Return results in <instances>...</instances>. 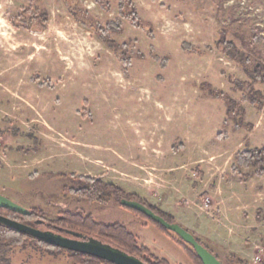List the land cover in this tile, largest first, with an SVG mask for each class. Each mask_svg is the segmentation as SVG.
Masks as SVG:
<instances>
[{
    "label": "rangeland",
    "instance_id": "obj_1",
    "mask_svg": "<svg viewBox=\"0 0 264 264\" xmlns=\"http://www.w3.org/2000/svg\"><path fill=\"white\" fill-rule=\"evenodd\" d=\"M131 1L139 26L120 14L118 0H107V8L104 0L69 1L103 27L119 19L121 32L109 36L129 44L124 68L94 30L75 20L66 0H0V193L26 208L40 207L47 220L68 210L123 223L121 209L128 208L114 199L89 201L64 187L85 186L82 177L120 187L116 183L135 180L124 172L138 169V183L166 185L169 179L175 193L184 189L176 175L183 170L191 177L201 167L195 171L200 184L224 176V226H211L224 245L194 232L225 264L227 251L264 263V176L232 171L238 151L264 146V81L254 82L216 45L231 41L264 66V0ZM30 8L48 11L47 29L12 24ZM183 43L200 51H186ZM151 48L168 59L165 68ZM236 80L252 88H238ZM209 87L243 112L229 117ZM146 153L149 159L141 161ZM130 228L154 255L164 258L149 243L169 252L173 264L181 255V264H195L173 237L159 239L136 223ZM68 254L28 245L15 247L9 258L12 264H74Z\"/></svg>",
    "mask_w": 264,
    "mask_h": 264
},
{
    "label": "trees",
    "instance_id": "obj_2",
    "mask_svg": "<svg viewBox=\"0 0 264 264\" xmlns=\"http://www.w3.org/2000/svg\"><path fill=\"white\" fill-rule=\"evenodd\" d=\"M69 1L70 0H66L68 6L70 7L71 14L75 18V20L78 23L88 26L90 29L94 30L99 39L103 41L104 44L116 56L120 57L124 68H127L130 65V51L128 50L129 44H120L115 39L109 36L110 32H121L119 19L109 21L106 26L103 27L98 22V19L94 17L89 11L80 8L78 4H71L69 3ZM118 3L120 14L129 19L135 26H139V17L136 14L137 12H135L134 10L135 6L133 2L131 0H118ZM105 6H107V0H104V5L102 7L107 8ZM11 21L12 24L17 28L33 30L36 29L37 26H39V29L43 31L47 29L46 27L49 22V13L47 10L40 8L23 9ZM216 45L228 58L240 62L245 67L246 72L250 77H252L254 82L264 81V66L261 63L253 61L252 57L241 51L233 42L228 41L224 38L217 41ZM182 47L186 51H200L199 48L194 47L188 43H183ZM151 51L152 53H154V48H151ZM154 55L155 58L161 62V67L165 68L167 66L168 59H161L155 53ZM235 84L236 87L245 88V90H250L252 88V85H250L248 88L246 86V83L242 81L236 80ZM39 85L45 86L49 84L39 83ZM208 91L212 96L216 98H222L224 100L227 106V113L229 114V117H233L241 111L243 112L240 103L230 99L221 92L218 93L217 91H214L211 87L208 88ZM252 102L259 104L257 99H252ZM239 118L240 120L237 122V124L239 125L237 126H241L242 124L241 116H239ZM242 169H252V174L264 176V146L241 150L235 154L232 171L233 173L242 176ZM80 182H83L85 186H81L79 188H76L75 186H65L64 188L66 191H73V193L80 195L89 201H94L95 199L100 201H102L103 199H114L119 205L130 209L137 215L154 224L163 233L169 235L170 237H173L175 241L183 247L184 251L195 262V264H203L201 258L192 245L185 242L177 234L175 236L172 235V233L174 232L170 231L159 222L151 219L144 213L123 205L121 203V200L125 198L129 200L139 201L151 208L155 213L164 217L168 222H178L174 216L161 209L158 205L152 204L146 199L139 197L135 193L128 192L125 189L118 187L112 183L105 182L100 178L90 179L88 177H82L80 178ZM28 209L30 211L29 214H22L8 208L0 207V214L19 222L40 227L64 236H67L66 232L64 231L65 229L82 232L86 235L93 236L96 239H100L103 242L110 244L112 247L141 260L145 264H170L167 259L160 258L157 255H154L149 250V248L140 244L136 235L123 223L98 222L91 213H75L68 210L60 211L56 218L47 220L44 215V211L40 207L33 206ZM187 229L195 235L196 239L200 243L205 245L212 253H214L205 244V241L199 238L194 231L189 228ZM28 245L38 246L41 250H45L54 255H57L61 251H67L69 253V258L74 264H116L86 253L63 249L61 247L52 245L45 240H41L37 237L28 235L17 230L14 227L0 222V264H12L9 258V253L17 246H22L24 248ZM216 256L221 260L220 256H218L217 254ZM226 257L230 264H256L251 260L230 251H227ZM222 263L225 264L223 261Z\"/></svg>",
    "mask_w": 264,
    "mask_h": 264
},
{
    "label": "crops",
    "instance_id": "obj_3",
    "mask_svg": "<svg viewBox=\"0 0 264 264\" xmlns=\"http://www.w3.org/2000/svg\"><path fill=\"white\" fill-rule=\"evenodd\" d=\"M146 152L149 151L146 150ZM119 157L121 158V156ZM126 158L127 157H125V160ZM152 158H154L153 161L156 163L161 161V157H159V155L153 156ZM131 159L132 157L128 156V160ZM140 159L141 161L148 160L149 158L147 157V153L143 154ZM182 167L183 166L175 167L173 170L176 172L181 170ZM200 168L197 167L194 170L197 171ZM132 170H134L133 167ZM135 170L137 172L132 171L131 173H127L123 170L122 171L127 175H132L134 179L137 180L136 178H138L137 176L140 171L138 169ZM122 171L121 173H123ZM195 171H190L191 177H188V173H185L183 170H181L182 173L180 172V174L178 173L176 175V178L180 181L184 189H180L178 186L174 190L175 193H173V190L170 188L169 179L166 180V185L153 183V180H145L144 183H138V181L135 180L121 181L116 184L127 191L145 198L152 204L158 205L161 209L174 216L178 223L191 229L192 231H195L196 233L201 234L204 239L209 240L214 244L216 243L224 245V240L222 239L221 235L215 234L213 227H211L214 224H218V226H224V176H222V174L221 178L212 182L208 181L209 184H207V182L206 184H200L196 179ZM187 179L193 180L194 185H191ZM178 195H181L182 199H176ZM121 210H123V219L125 218V220L122 222L126 224L131 231L132 229L130 228V225L136 223L137 225L144 226L148 231L156 232V234L159 236V239H170L167 234L163 233L154 224L146 222L144 219L138 217L129 209L122 208ZM147 246L150 247L156 254L166 259H168L167 257H170L171 255L169 252H167L168 254L160 252L158 248L153 246L151 243H149ZM181 259L182 255L180 256V261L178 264L183 263ZM168 260L171 262L170 259Z\"/></svg>",
    "mask_w": 264,
    "mask_h": 264
},
{
    "label": "water",
    "instance_id": "obj_4",
    "mask_svg": "<svg viewBox=\"0 0 264 264\" xmlns=\"http://www.w3.org/2000/svg\"><path fill=\"white\" fill-rule=\"evenodd\" d=\"M121 203L129 208L136 209L151 219L177 234L185 242L194 247L203 264H223L222 261L212 253L205 245L200 243L195 235L178 222L170 223L161 215L155 213L151 208L136 200L122 199ZM0 207L29 214L28 208L0 193ZM0 222L5 223L28 235L45 240L48 243L66 250L86 253L116 264H145L141 260L132 257L110 244L75 230L65 229L67 236L56 234L40 227L28 225L23 222L8 218L0 214Z\"/></svg>",
    "mask_w": 264,
    "mask_h": 264
},
{
    "label": "built area",
    "instance_id": "obj_5",
    "mask_svg": "<svg viewBox=\"0 0 264 264\" xmlns=\"http://www.w3.org/2000/svg\"><path fill=\"white\" fill-rule=\"evenodd\" d=\"M258 258H259V257H256V258L253 260V262H254V263H257V262H255V260H258Z\"/></svg>",
    "mask_w": 264,
    "mask_h": 264
}]
</instances>
